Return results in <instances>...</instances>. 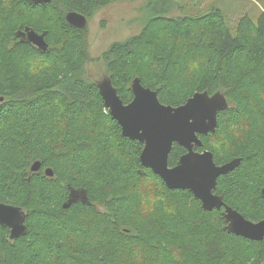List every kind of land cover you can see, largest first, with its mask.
I'll return each instance as SVG.
<instances>
[{
  "label": "trees",
  "instance_id": "1",
  "mask_svg": "<svg viewBox=\"0 0 264 264\" xmlns=\"http://www.w3.org/2000/svg\"><path fill=\"white\" fill-rule=\"evenodd\" d=\"M116 1L137 0H50L39 9L0 0V203L26 214L24 236L10 241L0 227V264L264 263V239L230 234L222 208L204 211L192 193L168 190L140 165L143 145L122 137L85 76L87 29L64 14L89 20ZM141 1V30L100 56L105 78L123 104L134 78L172 107L196 92L223 93L228 107L195 150L210 151L217 166L240 160L214 194L246 220H264V13L231 29L216 7L168 16L176 0ZM24 27L45 33L46 52L15 39ZM184 153L174 144L168 166ZM69 188L87 201L63 210Z\"/></svg>",
  "mask_w": 264,
  "mask_h": 264
},
{
  "label": "water",
  "instance_id": "2",
  "mask_svg": "<svg viewBox=\"0 0 264 264\" xmlns=\"http://www.w3.org/2000/svg\"><path fill=\"white\" fill-rule=\"evenodd\" d=\"M43 4L48 0H27ZM65 21L79 30L86 28L87 19L81 14L70 12ZM27 39L39 49L45 50L43 37L26 29ZM104 106L112 119L121 128L124 138L138 141L143 145L139 155L140 165L158 176L168 190H186L201 203L204 211L223 209L226 230L237 237L260 242L264 239V220L251 222L227 206L222 198L214 194L217 180L240 165L239 159L217 166L210 151H196L202 147L200 136L213 134L217 127V115L227 109V99L221 92L209 95L206 91L196 92L178 107L163 105L157 92L144 87L139 78L130 84L132 99L123 104L109 78L96 83ZM177 144L185 150L174 167L168 166L172 146ZM39 162L30 167L31 173L40 171ZM52 177L50 169L43 171ZM69 193L63 210L78 202L87 201L83 190L68 189ZM264 199V189L260 191ZM26 214L20 207L0 203V227L9 231L8 239L16 240L26 234Z\"/></svg>",
  "mask_w": 264,
  "mask_h": 264
},
{
  "label": "rangeland",
  "instance_id": "3",
  "mask_svg": "<svg viewBox=\"0 0 264 264\" xmlns=\"http://www.w3.org/2000/svg\"><path fill=\"white\" fill-rule=\"evenodd\" d=\"M168 16L201 14L212 7L219 8L232 29L237 20L248 16L255 23L264 13V0H176ZM141 0L135 2L116 1L95 12L87 20L88 51L91 58L85 66V76L95 83L105 78L100 56L110 44L122 41L141 30L146 13ZM37 63V62H36ZM34 63V64H36Z\"/></svg>",
  "mask_w": 264,
  "mask_h": 264
},
{
  "label": "flooded vegetation",
  "instance_id": "4",
  "mask_svg": "<svg viewBox=\"0 0 264 264\" xmlns=\"http://www.w3.org/2000/svg\"><path fill=\"white\" fill-rule=\"evenodd\" d=\"M29 6H32L34 7L35 9H39L40 6L42 7H45L48 3H50V0H48V2L46 3H43V4H35L33 3L32 1H27L25 0ZM70 13V12H69ZM66 14L68 13H65L64 14V19H65V16ZM67 23V22H66ZM32 25H35V23H31ZM68 24V23H67ZM69 25V24H68ZM36 26V25H35ZM74 28V27H73ZM26 29H29V30H32L34 31L36 34H38L39 36H42L43 37V41L44 43L46 44V49L45 50H41L39 49L36 45H34L33 43L29 42L28 39H27V33H26ZM37 29V28H36ZM76 29V28H75ZM79 30V29H78ZM44 35L45 33L43 31H38V30H35L34 28L32 27H24L23 29H20V28H17L14 32V36H15V39H17L19 41V43H26L28 44L29 46H31L33 49H36L40 52H46L48 50V44L46 43L45 39H44ZM185 151V150H184ZM223 213V212H222ZM223 216V215H222ZM224 219V218H223ZM225 221V220H224ZM252 242V241H251ZM253 242H257V241H253ZM261 242V241H260ZM264 264V263H262Z\"/></svg>",
  "mask_w": 264,
  "mask_h": 264
},
{
  "label": "bare ground",
  "instance_id": "5",
  "mask_svg": "<svg viewBox=\"0 0 264 264\" xmlns=\"http://www.w3.org/2000/svg\"><path fill=\"white\" fill-rule=\"evenodd\" d=\"M34 175V174H33Z\"/></svg>",
  "mask_w": 264,
  "mask_h": 264
}]
</instances>
